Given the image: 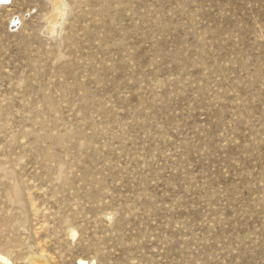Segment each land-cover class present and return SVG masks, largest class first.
<instances>
[{
  "label": "rangeland",
  "instance_id": "374dc122",
  "mask_svg": "<svg viewBox=\"0 0 264 264\" xmlns=\"http://www.w3.org/2000/svg\"><path fill=\"white\" fill-rule=\"evenodd\" d=\"M7 264H264V0H0Z\"/></svg>",
  "mask_w": 264,
  "mask_h": 264
},
{
  "label": "bare ground",
  "instance_id": "6f19581e",
  "mask_svg": "<svg viewBox=\"0 0 264 264\" xmlns=\"http://www.w3.org/2000/svg\"><path fill=\"white\" fill-rule=\"evenodd\" d=\"M7 260H8L7 258L0 255V264H7V262H8ZM37 263H38V261L36 260L34 264H37ZM82 264H84V263H82Z\"/></svg>",
  "mask_w": 264,
  "mask_h": 264
}]
</instances>
